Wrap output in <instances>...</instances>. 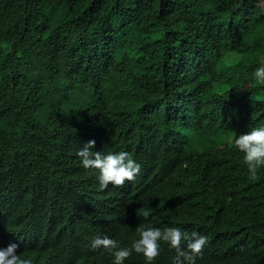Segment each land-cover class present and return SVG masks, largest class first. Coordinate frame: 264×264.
<instances>
[{"label":"trees","instance_id":"16d2710c","mask_svg":"<svg viewBox=\"0 0 264 264\" xmlns=\"http://www.w3.org/2000/svg\"><path fill=\"white\" fill-rule=\"evenodd\" d=\"M262 66L264 0H0V248L113 264L91 241L130 245L137 220L207 236L196 264H264V167L252 179L230 138L264 127ZM90 140L135 153L141 178L88 191L77 152ZM29 222L39 243L22 240ZM175 255L161 242L152 264Z\"/></svg>","mask_w":264,"mask_h":264},{"label":"clouds","instance_id":"9594fccd","mask_svg":"<svg viewBox=\"0 0 264 264\" xmlns=\"http://www.w3.org/2000/svg\"><path fill=\"white\" fill-rule=\"evenodd\" d=\"M254 77L264 82V66L255 70ZM118 135L126 143L132 138L133 126L128 115L120 124ZM230 138L234 147L244 154L243 163L250 177L255 179L258 169L264 167V127L253 128L236 138L232 136ZM94 147L95 140H90L77 152L82 168L96 179V182L86 185L88 191L96 188L103 190L109 185L123 187L126 182L134 181L135 178H141L143 175V167L134 160L138 158L135 153L126 152L124 148H109L96 152L92 151ZM78 211L80 214L77 217L87 220L94 218L102 210ZM140 214L146 219L150 211L141 210ZM20 232L26 235L22 239L26 245L39 243L44 237L42 228L32 222H29ZM161 242L166 243L170 249L175 251L173 264H196L197 258L203 255L208 237L196 231L184 232L176 227L161 229L140 226L136 227V235L130 245H121L117 240L104 236L93 239L91 247L94 250L103 249L111 254L113 264H133V257L140 256V254L143 255L146 264H152L160 255ZM18 247L17 243H11L5 248H0V264H34L31 259L17 255ZM32 260L34 261L33 258ZM52 261L54 264H68L60 251H56ZM34 262L39 264L37 260Z\"/></svg>","mask_w":264,"mask_h":264},{"label":"bare ground","instance_id":"6f19581e","mask_svg":"<svg viewBox=\"0 0 264 264\" xmlns=\"http://www.w3.org/2000/svg\"><path fill=\"white\" fill-rule=\"evenodd\" d=\"M133 8H134V7H133ZM131 10H132V9H131ZM133 11H134V10H133ZM133 11H132V12H133ZM132 12H131V13H132ZM129 18H130V17H129ZM130 20H131V19H130ZM246 45H248V44H246ZM242 46H243V45H242ZM240 48H242V47L239 46L238 49H240ZM243 48H244V47H243ZM247 48H248V47H247ZM238 51H239V50H238ZM242 52H243V50H242ZM242 52H241V53H242ZM225 53H226V52H225ZM225 53H224V54H225ZM230 54H231V53H230ZM231 55H232V54H231ZM231 55H230V56H231ZM237 55H238V54H237ZM261 85H262V84H261ZM261 85H259V86H261ZM263 88H264V87H263ZM98 91H99V90H98ZM124 91H125V90H124ZM126 91H127V89H126ZM128 91H129V90H128ZM122 93H123V91H122ZM124 93H125V92H124ZM130 93H131V92H130ZM133 96H134V95H133ZM133 96H131V98H132ZM134 97H135V96H134ZM119 98H120V97H119ZM124 98H125V97H124ZM128 98H129V97H128ZM197 98H198V97H197ZM121 99H122V98H121ZM253 99H254V98H253ZM255 99H256V98H255ZM260 99H261V98H259V100H260ZM263 100H264V99H263ZM257 101H258V100H257ZM261 102H262V101H261ZM253 103H254V102H253ZM255 103H257V102H255ZM262 103H263V102H262ZM258 104H260V103H258ZM259 106H260V105H259ZM259 106H258V108H259ZM262 106H263V105H262ZM263 107H264V106H263ZM261 108H262V107H261ZM261 108L259 109V111L261 110ZM256 109H257V108H256ZM76 110H77V109H76ZM261 111H262V110H261ZM263 111H264V110H263ZM239 112H240V111H239ZM254 112H257V111H254ZM257 113H259V112H257ZM263 113H264V112H263ZM254 114H256V113H253V115H254ZM259 115H260V114H259ZM256 116L258 117V114H257ZM104 117H105V116H104ZM259 117H260V116H259ZM262 117H263V116H262ZM262 117H261V118H262ZM253 119L255 120L254 117L252 118V121H253ZM257 119H258V118H257ZM259 119H260V118H259ZM259 119H258V120H259ZM248 120H249V119H248ZM248 120H247V121H248ZM108 122H109V121H108ZM104 123H105V122H104ZM107 124H108V123H107ZM109 124H110V123H109ZM238 124H239V123H238ZM246 125H247V124H246ZM103 126H104V125H103ZM109 126H110V125H109ZM107 127H108V126H107ZM103 128H104V127H103ZM151 128H152V127H151ZM253 128H255V127H253ZM250 129H252V128H250ZM154 130H155V129H154ZM245 130H247V129H245ZM242 131H243V130H242ZM108 132H109V130H108ZM108 132H107V133H108ZM243 132H244V131H243ZM247 132H248V131H247ZM104 133H105V132H104ZM109 133H110V132H109ZM105 134H106V133H105ZM101 135H102V137H103V134H101ZM233 135H236V134H233ZM96 137L98 138V136H96ZM99 137H100V136H99ZM105 137L107 138L106 135H105ZM109 137H110V134H109ZM100 138H101V137H100ZM103 138H104V137H103ZM235 138H236V137H235ZM98 139H99V138H98ZM98 139H96V140H98ZM108 139H109V138H108ZM108 139H107V140L105 139V141L107 142ZM85 140H86V139H85ZM81 141H82V140H81ZM83 141H84V140H83ZM146 141H147V140H146ZM96 142H97V141H96ZM96 142H95V143H96ZM107 143H108V142H107ZM107 143H106V144H107ZM96 144H97V143H96ZM96 144H95V145H96ZM98 145H99V144H98ZM99 146H100V145H99ZM107 147H108V146H107ZM95 148H97V147L95 146ZM99 148H100V147H99ZM101 148H102V147H101ZM108 149H109V147H108ZM97 150H98V149H97ZM105 150H106V149H105ZM92 151H94V150H92ZM98 151H99V150H98ZM96 152H97V151H96ZM249 192H250V191H249ZM249 192H248V193H249ZM16 193H17V192H16ZM246 193H247V192H246ZM248 193H247V194H248ZM243 194H244V193H243ZM243 194H241V195H243ZM249 194H251V193H249ZM245 195H246V194H245ZM251 195H252V194H251ZM247 196H248V195H247ZM253 196L255 197V194H254V193H253ZM245 198H246V197H245ZM247 198H248V197H247ZM247 198H246L245 201H247ZM15 199H16V198H15ZM17 199H18V198H17ZM249 199H250V198H249ZM13 200H14V199H13ZM39 202H40V201H39ZM240 202H241V200H240ZM16 203H17V202H16ZM240 204H241V203H240ZM13 208H14V207H13ZM10 211H11V210H10ZM18 212H19V211H18ZM13 213H14V212H13ZM16 213H17V212H16ZM11 214H12V213H11ZM18 215H19V214H18ZM15 216H16V215H15ZM15 216H12V217L14 218ZM10 218H11V216H10ZM10 218H9V219H10ZM135 219H136V218H135ZM136 221H137V220H135L134 226H136V227H140L141 223H140V222H136ZM0 228H2V226H1ZM4 229H5V228H4ZM1 230H3V228H2ZM5 230H6V229H5ZM2 232H3V231H2ZM2 241H3V240H2Z\"/></svg>","mask_w":264,"mask_h":264},{"label":"rangeland","instance_id":"374dc122","mask_svg":"<svg viewBox=\"0 0 264 264\" xmlns=\"http://www.w3.org/2000/svg\"><path fill=\"white\" fill-rule=\"evenodd\" d=\"M231 54H228V56H227V62L229 64L236 63L239 60V58H240V54L239 53H235V52H232ZM233 134H236V135H233ZM241 134L242 133H240V132L234 131L233 133H231V136L235 138V137H237V136H239Z\"/></svg>","mask_w":264,"mask_h":264}]
</instances>
